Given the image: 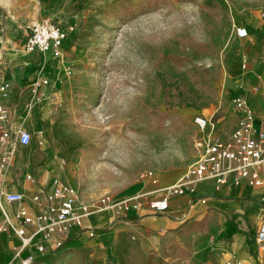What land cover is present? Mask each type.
<instances>
[{
	"label": "rangeland",
	"instance_id": "374dc122",
	"mask_svg": "<svg viewBox=\"0 0 264 264\" xmlns=\"http://www.w3.org/2000/svg\"><path fill=\"white\" fill-rule=\"evenodd\" d=\"M262 8L264 0H0L1 38L8 20L21 25L19 38L36 21L68 32L62 59L44 70L62 69L64 94L28 122L32 141L16 161L73 163L87 203L119 195L146 171L184 172L200 135L193 118L217 102L235 29ZM205 227L186 223L150 245L124 232L129 244L82 249L66 264H204L213 250L200 247Z\"/></svg>",
	"mask_w": 264,
	"mask_h": 264
},
{
	"label": "crops",
	"instance_id": "0c3cea01",
	"mask_svg": "<svg viewBox=\"0 0 264 264\" xmlns=\"http://www.w3.org/2000/svg\"><path fill=\"white\" fill-rule=\"evenodd\" d=\"M238 25L244 27L248 35L241 40L234 32L235 45L231 46L227 55L217 102L210 109V113L203 111L198 114L210 123L204 136L208 133L216 136L228 135L237 128L242 113L233 105L236 98L244 102L256 122V128L264 124V91L261 90V86H264V8L251 11L248 17L240 19ZM20 29L18 22L8 20L5 35L0 37V80L7 81L10 85L8 93L0 96V103L13 110L9 121L12 143L7 149L12 153L13 160L8 164L0 181V196L5 192L23 194L26 203L36 213L39 209L31 205V197L37 191L48 190L55 180L79 189L81 198L82 186L75 181V165L70 162L68 169L64 170L62 166L53 163V155L41 162L16 161L15 153L21 147L16 143L19 131L30 132L32 128L28 122L35 115L41 119L48 116L55 92L64 94V84L67 83L62 69L53 70V77L44 75V70L47 66L54 65L53 62L45 67V55L27 53L24 44L29 37V31L26 28L19 38ZM40 76L48 78L49 84L41 89V97L33 96L30 86ZM1 128H6V125L0 123V130ZM42 154L47 156L45 152ZM183 174L179 169L159 171L154 172L157 184H152L149 180L138 181L112 197L113 203L140 202L142 207L136 214L130 212L126 218L116 219L109 208L94 212L86 220V232L71 227L67 232L68 238L60 246L57 245L62 238L53 239L47 243L44 254L34 258L33 264H66L70 258L82 254V249L92 251V255L102 253V249L110 251L118 241L129 244L127 238L121 239L120 235L124 232L122 236H131L133 243L150 245L156 238L181 230L186 223L202 220L205 221L203 224L208 232L202 234L204 236L200 247L208 253L213 249L204 264H257L250 238L252 228L257 226L258 216L262 212L257 203V197L262 190L250 187L244 182L234 184L231 178L222 186H217L210 180L204 185H197L193 196L171 200L165 213L155 215L149 212L146 208L148 199L160 197L162 191L175 184ZM27 176H31L32 180L27 181ZM3 208L9 214L11 222L20 226L14 217V206L3 203ZM34 253V248L21 249L15 236L0 235V264H20V260ZM261 259L264 264V256Z\"/></svg>",
	"mask_w": 264,
	"mask_h": 264
},
{
	"label": "built area",
	"instance_id": "2783aa9c",
	"mask_svg": "<svg viewBox=\"0 0 264 264\" xmlns=\"http://www.w3.org/2000/svg\"><path fill=\"white\" fill-rule=\"evenodd\" d=\"M72 30V28H69ZM235 34L238 39L247 38L244 27H237ZM68 39L67 30H61L49 21H36L29 26V37L25 41L24 49L27 53H39L46 56L44 66L59 61L63 56V49ZM48 56V58H47ZM49 84L48 78L40 76L31 86L33 96L41 97L42 88ZM10 85L0 80V96H5ZM264 91V86H261ZM236 110L242 113L237 128L231 134L216 136L212 133L203 135L210 125L201 116L193 118V124L199 132L198 140H194V161L185 169L183 176L172 186L164 189L160 197L149 198L146 208L155 215L168 210L169 202L177 197L193 196L197 185H204L213 181L222 186L229 181L234 184L244 182L250 187L261 189L257 197L262 212L258 216L257 226L252 228L250 244L261 262L264 256V124L255 127V120L240 98L233 101ZM12 109L0 103V123L6 128L0 130V181L5 175L8 164L12 162V153L7 151L11 147L9 121ZM32 136L28 130H20L16 143L21 147L31 144ZM44 146L43 138L39 147ZM31 181V176L26 177ZM151 181L157 184L154 173L146 171L140 176L141 182ZM201 200V199H200ZM204 203V200H201ZM3 203L14 206V217L20 223L15 226L9 214L3 208ZM32 206L27 203L23 194L2 193L0 196V235H13L18 238L20 248H34V255L20 260V264H33L36 256H42L46 245L55 238H62L57 246L68 238L67 232L71 227H77L86 232L85 223L88 217L99 210L109 208L113 217L126 218L128 213L136 214L142 205L138 201L113 203L110 196H102L96 201L87 203L81 198L79 191L67 183L55 180L48 190L37 191L30 199ZM262 263V262H261Z\"/></svg>",
	"mask_w": 264,
	"mask_h": 264
},
{
	"label": "trees",
	"instance_id": "16d2710c",
	"mask_svg": "<svg viewBox=\"0 0 264 264\" xmlns=\"http://www.w3.org/2000/svg\"><path fill=\"white\" fill-rule=\"evenodd\" d=\"M202 221H203V220H202ZM202 221L198 222V225H200V226H201V225H202Z\"/></svg>",
	"mask_w": 264,
	"mask_h": 264
}]
</instances>
